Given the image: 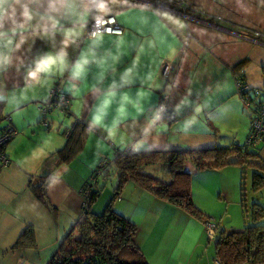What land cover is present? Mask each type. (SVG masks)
Segmentation results:
<instances>
[{
  "label": "crops",
  "instance_id": "obj_1",
  "mask_svg": "<svg viewBox=\"0 0 264 264\" xmlns=\"http://www.w3.org/2000/svg\"><path fill=\"white\" fill-rule=\"evenodd\" d=\"M184 1L188 18L172 9L142 6L131 0H105L108 11H95V15L112 14L122 27L121 34L100 33L99 38H87L84 25L89 13L78 19L61 16L57 18L54 37L49 39L29 30L25 33L26 42L14 53L13 67L5 71L0 66L2 115L15 129V135L3 147L8 162L5 166L0 164V264L48 263L82 215L80 188L84 180L101 160L111 161L114 149L183 151L232 147L243 142L252 110L240 102L233 73L241 68L247 85H263L264 0ZM247 29H260L262 35L245 38L249 35ZM70 31L76 35L66 48L69 63L90 53L84 77L73 80L64 71L53 72L39 83L27 80L24 68L33 57L63 47L64 35ZM128 69L132 70L129 81L116 89L117 96L106 109L105 123L111 121L122 93L139 105V111L128 107L123 130L116 139H109L99 128H89L81 150L86 157H81L80 151L70 163L57 164L53 152L63 145L62 131L69 128L74 118L83 119L88 125L90 114L105 91L113 83L119 85ZM54 85L69 96V111L48 109L44 117L50 125L45 129L39 123L42 116L37 113L38 104ZM164 94L165 108L171 116L144 128L146 118ZM6 123L2 119L0 127ZM259 142L255 147L258 159L264 162V142ZM110 151L112 156L108 157ZM232 158L234 155L231 161ZM227 166L224 168H230L232 179L237 174L235 165ZM45 173L54 177L45 190L50 209L41 205L26 186L30 176L36 180ZM134 190L145 194L138 199L142 197L154 206L153 214L142 211L131 218L132 214L126 211L133 213L134 205L128 199L121 202L120 191L112 199L111 195V206L135 225L133 242L147 264H188L201 242L198 229L189 230L196 239L192 255L174 260L171 250L188 229L186 219L181 223L176 216L181 214L179 208L171 203L135 185ZM96 205L90 204V211L98 213ZM27 226L33 230L34 245L13 248ZM197 259L195 264H199Z\"/></svg>",
  "mask_w": 264,
  "mask_h": 264
},
{
  "label": "trees",
  "instance_id": "obj_2",
  "mask_svg": "<svg viewBox=\"0 0 264 264\" xmlns=\"http://www.w3.org/2000/svg\"><path fill=\"white\" fill-rule=\"evenodd\" d=\"M239 70L241 68L233 73L235 74L234 78ZM261 70L263 85L261 87L248 85L243 97L249 101V104L245 105L241 102L245 107L252 110L249 123L257 110V104L261 103L260 98L252 96L251 89L258 90V95L264 97V65ZM238 80L246 85L243 81V75L239 76ZM54 86H57L62 93L67 95L59 85ZM67 97L68 103L67 107L62 110L63 113L69 111L70 101L68 95ZM45 100L38 104L39 108L45 105ZM2 107L3 101L0 100V121L4 119L7 122L0 127V135L8 134V138L0 145V150L3 153V147L12 135H15V129L7 121L9 119L2 115ZM44 114L41 115V120L46 121L47 124H40L47 129L50 124L45 119ZM88 131L89 127L83 119L74 118L69 128L62 131L64 137L62 147L53 152L57 164L71 162L82 150ZM262 142H264V136L259 143ZM257 150L258 148L255 146L245 147L243 142L241 144L234 143L232 147H211L183 151L163 149L131 152L129 148L114 149L111 161L101 160L84 180L80 193L88 187L90 179L94 180L89 204L81 212L80 218L65 234L47 264H147L140 249L133 242L135 225L111 206V199L120 191L121 185L132 181L139 189L185 210L191 216L199 219L201 223H204L208 221L207 218L193 205L190 198V171L183 169L184 164L189 162L196 168L205 167L217 171L232 163L240 167V176L244 167L249 170L250 190L256 193L264 187V162L258 159ZM232 155H234V159L232 158L231 161ZM156 163L162 164L167 170L168 180H157L154 176L142 171L144 166ZM108 171L114 173L117 184L114 186L111 199L105 204L103 210L95 213L90 211V204L99 193L96 188V179L100 175H107ZM33 178L30 176L27 179V188L41 205L50 209L45 190L47 185L54 180V177L50 173H45L36 180ZM239 189L240 195L243 196L244 187L241 186ZM242 205L244 206L243 212L248 215L247 217L250 218L251 222L240 229L224 230L219 228V231L213 235V260L216 264H264V224H256L257 220L264 217V207L254 198H252L248 208H245L244 203ZM33 245V230L27 226L19 234L12 247H31Z\"/></svg>",
  "mask_w": 264,
  "mask_h": 264
},
{
  "label": "clouds",
  "instance_id": "obj_3",
  "mask_svg": "<svg viewBox=\"0 0 264 264\" xmlns=\"http://www.w3.org/2000/svg\"><path fill=\"white\" fill-rule=\"evenodd\" d=\"M89 4L95 5V11H108L105 0H0V66L5 71L13 67L14 53L26 42V32L31 30L33 34L51 39L58 28V17L78 19L81 15L86 16L93 10L89 8ZM74 35L76 33L66 32L63 47L33 57L31 64L24 68L27 80L39 83L53 72L64 71L73 80L82 79L89 64L90 53L82 54L79 59L69 63L66 48ZM96 35L99 38V33ZM99 63L103 64V61ZM131 71L126 70L120 77V84L113 83L105 91L103 98L90 114L88 127L92 130L101 129L109 139H116L123 130L122 124L126 120L130 105L139 111V105L128 94L122 93L111 121L105 123L106 109L110 108L112 99L117 96L116 89L128 83ZM161 119V110L154 111L146 118L144 128H151Z\"/></svg>",
  "mask_w": 264,
  "mask_h": 264
},
{
  "label": "rangeland",
  "instance_id": "obj_4",
  "mask_svg": "<svg viewBox=\"0 0 264 264\" xmlns=\"http://www.w3.org/2000/svg\"><path fill=\"white\" fill-rule=\"evenodd\" d=\"M38 112L39 111H37V113ZM80 155L83 158L86 157V154L83 151H81ZM111 156L112 152L110 151L108 157ZM183 169H189L190 171V198L193 205L201 212L202 215H204V217L207 218L208 222L216 224L218 228L224 230L240 229L243 226L250 224L251 220L247 217L248 215L243 212L244 206L242 203L245 204V208H248L252 198L257 200V202L264 207V187L260 188L256 193L251 192L249 187V170L244 167L243 173L240 176L241 169L238 165H235L234 169L237 174L232 176V179L228 174V171H231L229 170L230 168H221L220 170L214 171L213 169L205 167L196 168L193 164L191 165L189 162H186ZM142 171L150 174V176H154L157 180H168L167 170L162 164L156 163L146 165L143 167ZM116 184L117 180L115 179V175L112 171H108L105 176L100 175L97 177L96 188L99 193L97 195V199L91 203V206L98 203V206L96 205L99 210L98 212L102 211L104 205L112 195L113 186ZM241 186L244 187L243 196L240 195L241 191L239 188ZM139 195L143 196L145 194H141L138 190H134V184L132 181L125 182L121 185L119 192L121 202L128 199L131 205H134L132 207L133 213L126 211L127 213L132 214L131 218H135L136 213L138 216L141 215L142 211H149L153 214L156 210L154 206H149L147 201H145L142 197L138 199ZM175 208L178 209L177 207ZM178 211H180L178 213L181 214H176V216L182 220L181 223H183V220L186 219L187 222L185 225L188 229L183 234L181 241L173 246L171 256H173L174 260H177L181 257L188 259L192 255L196 246V239L194 240L193 234L190 233L189 230L192 227H196L198 229V233H200L201 242L199 246L196 247L194 256L190 258L188 264H195V259L197 258L199 264H216L212 259L214 240H212V238H207L204 230V224L201 223L199 219L188 214L185 210L178 209ZM256 224H264V217L257 220Z\"/></svg>",
  "mask_w": 264,
  "mask_h": 264
},
{
  "label": "built area",
  "instance_id": "obj_5",
  "mask_svg": "<svg viewBox=\"0 0 264 264\" xmlns=\"http://www.w3.org/2000/svg\"><path fill=\"white\" fill-rule=\"evenodd\" d=\"M133 4H138L142 6H151L157 8H163L165 10L170 11V9L179 12L183 17L188 18L185 14L186 3L184 0H131ZM95 5H93V10L89 12V17L84 25V37L90 38L95 36L97 33H104V34H112V35H119L122 32V27L119 26L112 14H107L104 16L95 15L94 10ZM111 17V19H109ZM99 19V20H97ZM206 25H212L211 23L199 21ZM249 35H244L245 38L257 37L262 35L260 29H247ZM243 70H239L236 77L235 82L237 85V92L238 98L240 102H243L245 105L249 104V101L243 97L245 90L247 89V84L243 85L241 81L238 80V77L243 75ZM249 88V87H248ZM251 94L255 98H260L261 103L257 104V110L254 114V117L250 120L249 129L247 135L244 138L243 145L245 147H254L256 144L263 138L264 136V97L259 96V92L256 89H251ZM254 98V99H255ZM165 99L166 95H163L161 101L159 102L156 110H161L163 113L165 109ZM68 97L57 86H53L47 93V98L45 100V105L42 108L38 107L40 114H44L47 109L56 108L60 112L67 107ZM40 123L46 125V121L40 120ZM8 138V134L3 133L0 135V145L3 141ZM8 160L3 155L0 150V164L5 166ZM102 165V164H101ZM88 187L81 191V212L84 211L89 204V197L91 195V190L94 186V180L90 179ZM204 230L207 235V238L210 239L213 235L219 231V228L216 224L210 223L205 221L204 223Z\"/></svg>",
  "mask_w": 264,
  "mask_h": 264
},
{
  "label": "water",
  "instance_id": "obj_6",
  "mask_svg": "<svg viewBox=\"0 0 264 264\" xmlns=\"http://www.w3.org/2000/svg\"><path fill=\"white\" fill-rule=\"evenodd\" d=\"M171 116V113L168 109H164L163 113H162V118L164 119H168Z\"/></svg>",
  "mask_w": 264,
  "mask_h": 264
},
{
  "label": "snow or ice",
  "instance_id": "obj_7",
  "mask_svg": "<svg viewBox=\"0 0 264 264\" xmlns=\"http://www.w3.org/2000/svg\"><path fill=\"white\" fill-rule=\"evenodd\" d=\"M109 19H111V17H109Z\"/></svg>",
  "mask_w": 264,
  "mask_h": 264
}]
</instances>
